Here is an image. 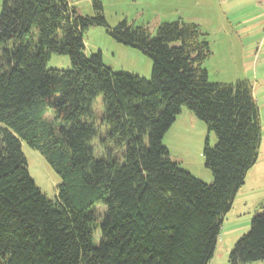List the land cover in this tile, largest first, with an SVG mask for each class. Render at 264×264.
Segmentation results:
<instances>
[{
	"label": "trees",
	"instance_id": "trees-1",
	"mask_svg": "<svg viewBox=\"0 0 264 264\" xmlns=\"http://www.w3.org/2000/svg\"><path fill=\"white\" fill-rule=\"evenodd\" d=\"M92 5L94 15L83 16L70 0H0V264H208L260 155L253 87L209 80L212 51L198 24L161 23L155 35L127 21L112 28L102 1ZM92 26L149 57L151 79L115 73L101 52L87 56ZM52 54L68 56L72 69H48ZM101 95L106 154L97 160L101 130L90 121ZM184 108L217 138L203 149L210 184L172 161L163 143ZM23 144L60 177L56 200L30 176ZM261 260L264 212L229 258Z\"/></svg>",
	"mask_w": 264,
	"mask_h": 264
},
{
	"label": "rangeland",
	"instance_id": "rangeland-1",
	"mask_svg": "<svg viewBox=\"0 0 264 264\" xmlns=\"http://www.w3.org/2000/svg\"><path fill=\"white\" fill-rule=\"evenodd\" d=\"M104 16L110 27L127 21L137 27H146L152 35L161 23L183 20L198 24L206 34L212 55L203 67L213 83H235L248 80L260 109L262 143L257 163L247 174L245 184L239 190L231 211L226 215L208 264H230L229 258L237 241L251 228V220L264 212V0H101ZM80 15L93 16L92 0H70ZM2 6H0V12ZM85 54L102 53L104 65L115 73L131 74L150 80L152 60L136 48L114 40L103 26H92L83 34ZM48 69L71 70L70 58L52 54ZM93 120L100 128V136L92 143L95 158L102 159L106 151L101 139L106 137L103 123L105 115L104 96L93 103ZM53 117V115H52ZM50 118V117H49ZM217 142L206 124L187 108L178 115L166 133L163 143L170 151L172 161L205 183H212V173L205 167L203 149L207 138ZM107 147V146H106ZM108 145V148H112ZM28 162L30 176L41 191L51 200L59 194L61 179L46 159L26 144L22 146ZM122 160L121 153L117 154ZM103 214L106 211L101 206ZM104 217V216H103ZM103 220V218H102ZM101 220V221H102ZM100 221V222H101ZM100 234L95 236L99 245ZM247 264H264V260Z\"/></svg>",
	"mask_w": 264,
	"mask_h": 264
}]
</instances>
